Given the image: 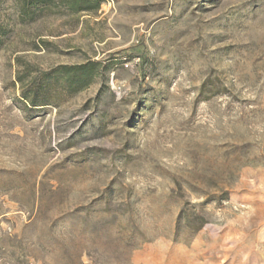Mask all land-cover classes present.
I'll return each instance as SVG.
<instances>
[{
  "label": "rangeland",
  "instance_id": "374dc122",
  "mask_svg": "<svg viewBox=\"0 0 264 264\" xmlns=\"http://www.w3.org/2000/svg\"><path fill=\"white\" fill-rule=\"evenodd\" d=\"M21 8L0 0V264H264V0Z\"/></svg>",
  "mask_w": 264,
  "mask_h": 264
},
{
  "label": "trees",
  "instance_id": "16d2710c",
  "mask_svg": "<svg viewBox=\"0 0 264 264\" xmlns=\"http://www.w3.org/2000/svg\"><path fill=\"white\" fill-rule=\"evenodd\" d=\"M22 8L21 10L30 14L36 11H43L45 9H49L55 7L57 5H62L66 7V9L78 13L80 11H91L96 10L100 7L101 0H19ZM7 34L6 29L0 26V43L1 38ZM95 63H88L86 65H82L76 68H66L64 70H60L57 76L67 75L68 79V90L74 91L78 87L82 88L84 86H88L90 83V78L96 70ZM51 76L47 74L42 82L39 84H34L29 90L23 92V96L29 101V104L32 106L40 105V103L47 102L48 96L51 94L50 90L52 89V83H50ZM57 79V77H56ZM54 78V80H56ZM77 86V87H76Z\"/></svg>",
  "mask_w": 264,
  "mask_h": 264
}]
</instances>
